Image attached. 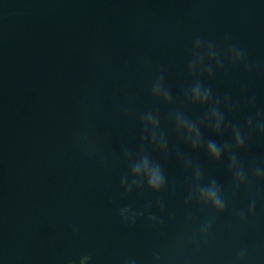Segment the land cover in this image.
<instances>
[{
	"label": "water",
	"instance_id": "water-1",
	"mask_svg": "<svg viewBox=\"0 0 264 264\" xmlns=\"http://www.w3.org/2000/svg\"><path fill=\"white\" fill-rule=\"evenodd\" d=\"M226 35L261 67L247 72L226 63L204 82L214 95L232 96L239 109L227 119L243 125L264 110V0H0V264H79L84 256L87 264H264V179L252 172L253 163L264 168V139L254 134L237 152L248 182L235 189L227 155L215 162L204 148L193 151L168 119L176 105L155 101L150 91L162 66L180 97L192 83L186 65L195 39L213 42L226 57ZM129 102L125 116L119 107ZM154 106L169 158L148 150L167 185L126 194L120 181L130 171L121 152L137 147V114ZM182 110L194 120L204 112L190 104ZM81 130L102 140L103 161L76 143ZM202 131L218 143L233 139L230 130L222 138ZM177 150L203 169V184L218 180L223 212L188 200L193 171ZM121 207L145 216L125 224Z\"/></svg>",
	"mask_w": 264,
	"mask_h": 264
},
{
	"label": "clouds",
	"instance_id": "clouds-1",
	"mask_svg": "<svg viewBox=\"0 0 264 264\" xmlns=\"http://www.w3.org/2000/svg\"><path fill=\"white\" fill-rule=\"evenodd\" d=\"M227 44L226 57H222L221 51L211 41H205L202 38H196L190 52L189 60L186 65V71L192 78V83L185 87L182 95L178 98L173 96L171 89L166 84L165 71L161 66L153 77L150 85L151 96L157 102H162L166 106L176 105L168 113V119L174 123L175 132L178 138L191 147L193 151L204 148L208 157L215 162H220L227 155L228 170L233 177L234 187L238 189L241 185L248 182V174L245 170L244 161L238 158L237 152L246 148L254 134L264 139V110L258 111L255 116L245 117L244 124L233 123L227 119L226 112H235L239 105L233 103L232 96L225 94L222 98L214 95L212 87L204 82L214 79L216 72L226 71V63L229 66H243L245 71L253 72L261 65L249 63L247 52L242 47L231 42L230 36H225ZM142 62L151 68L150 61L141 58ZM132 98H129L131 102ZM128 104L121 105L119 111L128 116L132 109ZM252 106L256 104V97L252 96L248 101ZM184 104L200 106L204 109L203 114L197 119H191L182 110ZM141 127L140 142L135 149L125 146L121 152L122 160L127 164L130 177L125 174L121 177V187L126 194L132 191H143L145 185L153 193H160L167 185V177L163 165L160 161L153 159L149 152V145L153 153H161L164 162L169 158V140L166 133L161 128V116L158 106L151 107L138 114ZM203 129L212 131L217 137H223L226 130L231 131L233 139L224 140L218 143L214 139H205ZM75 141L84 147L88 155H99L104 160L102 140L91 134L87 130L79 131L75 136ZM176 156L184 164L186 170L193 171L194 188L189 194L190 201L195 196L204 205H210L217 212H223L226 202L222 197L221 185L216 178H210L207 184H203V169L196 165L193 168V162L190 157H186L179 150ZM252 172L258 179H264V168L252 165ZM158 206L163 209V202L157 201ZM148 207H151L149 202ZM119 215L125 224H136L138 217L145 216V211H136L131 207H121ZM256 211V202L253 200L249 205L248 214L254 215ZM149 220H157L158 217L149 213ZM241 219L245 220V214L241 213ZM209 220L201 226V232L207 235L211 229ZM73 233L77 234L79 229L73 226ZM158 258V257H157ZM244 258V253H240V259ZM91 258L84 256L79 264H87ZM72 264V262H69ZM125 264H136L134 258H129Z\"/></svg>",
	"mask_w": 264,
	"mask_h": 264
}]
</instances>
